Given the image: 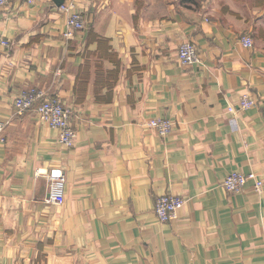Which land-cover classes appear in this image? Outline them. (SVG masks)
<instances>
[{
  "label": "crops",
  "instance_id": "obj_1",
  "mask_svg": "<svg viewBox=\"0 0 264 264\" xmlns=\"http://www.w3.org/2000/svg\"><path fill=\"white\" fill-rule=\"evenodd\" d=\"M71 1L86 22L71 39L58 0L0 7V264H264V189L222 186L234 171L264 181V0ZM186 41L201 63L179 61ZM31 88L70 110L73 147L37 104L17 112ZM168 193L186 203L161 222Z\"/></svg>",
  "mask_w": 264,
  "mask_h": 264
},
{
  "label": "built area",
  "instance_id": "obj_2",
  "mask_svg": "<svg viewBox=\"0 0 264 264\" xmlns=\"http://www.w3.org/2000/svg\"><path fill=\"white\" fill-rule=\"evenodd\" d=\"M33 3L34 0H25ZM9 0H0V7L7 5ZM60 11L67 13V29L64 36L68 39L83 31L86 28V22L83 14L77 9L76 4L71 1L64 3L59 7ZM245 47L254 45L251 36H244L241 39ZM7 46V40L2 41ZM179 61L183 64L201 63V57L198 47L191 41L182 43L178 52ZM35 104L39 120L48 124L50 127L59 130V138L62 144L73 147L76 143L77 133L71 124V112L64 106L62 101L57 97H50L44 91L31 88L23 91L15 100V108L19 114H24ZM257 104V100L250 95H243L238 108L242 110L249 109ZM236 107H230L234 112ZM149 125L157 130L159 135L166 137L174 129V122L168 118H156L149 122ZM6 124L0 123V144L5 138ZM38 173H40L38 171ZM50 183L49 198L52 203H60L65 198L66 174L61 168H53L47 174ZM253 182L254 189L258 193H263L264 181L255 173H242L239 171L232 172L222 183V186L233 194L243 191L248 182ZM186 199L183 196L172 193L158 197L155 204V212L161 222H169L177 219L179 210L185 205Z\"/></svg>",
  "mask_w": 264,
  "mask_h": 264
},
{
  "label": "water",
  "instance_id": "obj_3",
  "mask_svg": "<svg viewBox=\"0 0 264 264\" xmlns=\"http://www.w3.org/2000/svg\"><path fill=\"white\" fill-rule=\"evenodd\" d=\"M64 3V0H58V4L62 5Z\"/></svg>",
  "mask_w": 264,
  "mask_h": 264
}]
</instances>
